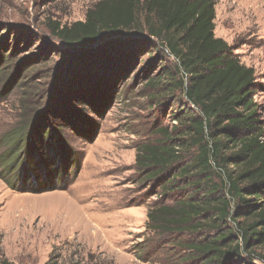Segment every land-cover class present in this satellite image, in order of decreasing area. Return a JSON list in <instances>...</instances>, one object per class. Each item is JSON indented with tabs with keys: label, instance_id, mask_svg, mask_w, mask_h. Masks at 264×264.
Listing matches in <instances>:
<instances>
[{
	"label": "rangeland",
	"instance_id": "rangeland-1",
	"mask_svg": "<svg viewBox=\"0 0 264 264\" xmlns=\"http://www.w3.org/2000/svg\"><path fill=\"white\" fill-rule=\"evenodd\" d=\"M97 1L0 0V54L9 53L11 58L4 64L0 60V262L195 264L179 260L187 253L174 242L206 239L211 232L157 233L146 226L151 205L171 203L195 187L191 179L181 177L172 191L159 194L163 180L190 162L193 150L155 179L147 180L134 163L137 145L158 137L157 127L169 129L175 123L170 112L180 105H173L168 97L149 107L150 89L145 83L159 66L172 65V58L154 42L152 52L146 53L150 56L142 58L145 50L139 52L135 68L129 77L116 81L117 95L102 105L101 114L73 101L79 84L96 86L93 80L100 77V65L112 57L107 43L147 38L105 34L96 44L80 47L64 45L51 34L49 23L83 20ZM214 23L215 35L255 71L254 100L264 130V0H215ZM61 105L80 111L84 126L89 127L87 132L77 128L82 124L76 129L66 124L62 129L63 145L72 153L71 167H64L69 171L57 180L64 187L48 189L54 184V173L43 176L32 191L12 187L21 181L22 172L5 169L21 152L12 149L10 134L31 116L32 108L60 112ZM56 156H51V163L58 161ZM231 225L222 230L228 232ZM255 252L264 254L261 249ZM225 261L264 264L249 254Z\"/></svg>",
	"mask_w": 264,
	"mask_h": 264
},
{
	"label": "trees",
	"instance_id": "trees-1",
	"mask_svg": "<svg viewBox=\"0 0 264 264\" xmlns=\"http://www.w3.org/2000/svg\"><path fill=\"white\" fill-rule=\"evenodd\" d=\"M214 19L215 0H99L86 10L83 20L53 21L49 29L62 44L80 47L97 43L105 34L146 35L107 43L112 57L100 65V77L93 80L96 86L81 83L73 94L76 105L99 114L118 91L116 81L129 77L135 68L139 52L145 50L142 58L150 56L146 53L152 52L153 42L159 51L165 50L172 65H161L146 77L150 89L146 97L149 107L172 97L173 105L180 108L170 112L175 123L169 129L157 127L158 137L136 146L134 163L147 180L155 179L193 150L191 161L163 180L159 194L172 191L181 177L191 179L195 187L171 203L151 205L146 226L157 233H212L206 239L174 242L187 253L179 260L230 264L226 258L240 254L264 260V254L255 252L264 251V130L254 100L255 71L215 35ZM0 60L8 63L9 53L0 54ZM59 109L32 108L31 116L10 134L12 149L21 152L13 160L16 164L4 168L22 172L19 183L9 182L12 187L32 191L51 173L54 184L48 189L64 187L57 180L69 171L72 153L63 145L62 129L66 124L72 129L82 124L77 128L87 132L89 127L84 126L80 111L66 105ZM55 154L59 159L51 163ZM228 223L231 230H222Z\"/></svg>",
	"mask_w": 264,
	"mask_h": 264
},
{
	"label": "water",
	"instance_id": "water-1",
	"mask_svg": "<svg viewBox=\"0 0 264 264\" xmlns=\"http://www.w3.org/2000/svg\"><path fill=\"white\" fill-rule=\"evenodd\" d=\"M94 44H96V43H94Z\"/></svg>",
	"mask_w": 264,
	"mask_h": 264
}]
</instances>
